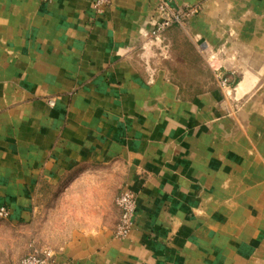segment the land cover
I'll use <instances>...</instances> for the list:
<instances>
[{"label":"crops","instance_id":"obj_1","mask_svg":"<svg viewBox=\"0 0 264 264\" xmlns=\"http://www.w3.org/2000/svg\"><path fill=\"white\" fill-rule=\"evenodd\" d=\"M94 1L0 0L5 225L34 239L57 199L54 264H264V0ZM161 2L200 7L164 32L170 65Z\"/></svg>","mask_w":264,"mask_h":264},{"label":"rangeland","instance_id":"obj_2","mask_svg":"<svg viewBox=\"0 0 264 264\" xmlns=\"http://www.w3.org/2000/svg\"><path fill=\"white\" fill-rule=\"evenodd\" d=\"M176 27L177 26L174 25L166 28L165 30H163V32H161L159 38H154V40H156V43H152L154 44L153 47H156V49H158V51L161 53V56L164 58V61H166L169 65L172 63L173 56L171 53L170 44L166 39L163 38V35L166 30L172 29L175 31L176 29L173 28ZM179 45L183 46L186 49V44H184V42L179 41ZM173 61L177 62L178 64V62H180V59L177 60L175 58L173 59ZM177 70L180 74L183 73V76L187 74L186 67L184 68V66L182 67V65H177ZM216 76L219 78L221 84V78H227L226 84L224 86L229 87L231 85V79L229 78L230 76L228 77L224 72H220V70H217ZM58 206L59 204L57 199H49L46 201V205L44 207L48 210L46 211L44 216H40L37 218L38 229L35 233L34 239L31 232L26 231L25 228L22 230H16L10 229L8 226H6L5 223L7 222L8 217L0 218V264H4V261L8 259V251H11L12 255H16L18 257V263H20V260L27 253L34 250L42 251L41 249L44 245H47L46 243L59 241L62 232H60L59 230L60 216L58 215ZM7 248L9 250H7Z\"/></svg>","mask_w":264,"mask_h":264},{"label":"built area","instance_id":"obj_3","mask_svg":"<svg viewBox=\"0 0 264 264\" xmlns=\"http://www.w3.org/2000/svg\"><path fill=\"white\" fill-rule=\"evenodd\" d=\"M108 3V0H95L94 8L96 12L100 7ZM200 7L190 6L179 10L173 9L167 2H161L156 8L157 22L150 30L151 38H159L161 32L170 26H183L188 19L197 14ZM222 84L225 85L227 78H221ZM115 203L120 210V217L116 224L114 234L116 238H124L132 227V220L137 213V194L129 188H120ZM9 210L5 206L0 207V218H7ZM19 264H54L51 255L44 251L34 250L27 253Z\"/></svg>","mask_w":264,"mask_h":264}]
</instances>
